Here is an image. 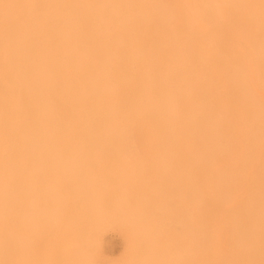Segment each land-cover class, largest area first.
<instances>
[{"label":"bare ground","instance_id":"1","mask_svg":"<svg viewBox=\"0 0 264 264\" xmlns=\"http://www.w3.org/2000/svg\"><path fill=\"white\" fill-rule=\"evenodd\" d=\"M222 3L249 61L218 0H0V264H103L107 229L113 264H264V0Z\"/></svg>","mask_w":264,"mask_h":264},{"label":"rangeland","instance_id":"2","mask_svg":"<svg viewBox=\"0 0 264 264\" xmlns=\"http://www.w3.org/2000/svg\"><path fill=\"white\" fill-rule=\"evenodd\" d=\"M179 1V0H175ZM221 6L222 23L225 27L224 33L220 36V39L236 53H241L247 61H249V7H229L224 5L222 0H218ZM248 76L253 80L254 86L258 90H262L260 85L255 80V73L251 68L248 69ZM211 83L217 87H221L224 83V79L218 77L215 74L211 75ZM226 124H230L232 121L230 117L225 119ZM151 141V140H150ZM261 142L264 144V137L261 138ZM148 155H146L148 161L154 163L157 158L158 145L153 141L149 145H146ZM151 183V181H150ZM217 239L221 242L224 240L223 234L218 233ZM99 252L100 261L103 264H113L123 259L127 251V239L125 235L117 229H107L99 236Z\"/></svg>","mask_w":264,"mask_h":264}]
</instances>
